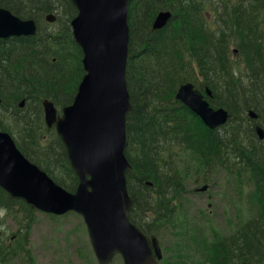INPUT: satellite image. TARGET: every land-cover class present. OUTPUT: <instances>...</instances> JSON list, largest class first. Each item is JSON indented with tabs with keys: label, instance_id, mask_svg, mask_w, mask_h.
<instances>
[{
	"label": "trees",
	"instance_id": "obj_1",
	"mask_svg": "<svg viewBox=\"0 0 264 264\" xmlns=\"http://www.w3.org/2000/svg\"><path fill=\"white\" fill-rule=\"evenodd\" d=\"M0 8L35 20L39 27L35 37L0 40V131L11 134L22 153L59 185L75 192L78 177L55 130L45 128L42 102L48 98L60 109L72 104L85 75L71 26L78 12L70 0H0ZM161 11H171L173 17L165 28L153 31ZM50 13L57 15L53 32L44 30ZM128 23L126 79L133 110L126 150L132 169L126 176L135 205L131 222L149 235L152 231L142 225L148 213L158 217L147 216L153 233L174 219L184 187L179 168L168 158L176 148L199 155L208 169L249 174L264 204V179L259 177L264 154L253 125L242 129L248 110L264 115V0H130ZM232 45L246 63L239 76ZM185 83L211 90L210 104L229 110V124L212 131L177 101ZM48 131L55 134L50 143L45 139ZM19 205L35 213L0 187V211L12 212ZM260 220L257 216L246 224L245 239L239 229L212 246L210 264H264ZM18 248L0 235V264H8Z\"/></svg>",
	"mask_w": 264,
	"mask_h": 264
},
{
	"label": "water",
	"instance_id": "obj_2",
	"mask_svg": "<svg viewBox=\"0 0 264 264\" xmlns=\"http://www.w3.org/2000/svg\"><path fill=\"white\" fill-rule=\"evenodd\" d=\"M129 2L71 0L78 11L71 24L73 36L82 50L86 74L73 103L60 112L51 100L43 101L45 122L56 128L79 178L77 190L72 193L56 183L23 155L11 135L0 132V187L10 199L22 200L33 210L81 215L99 264H110L116 254L125 264H159L163 259L158 239L152 237L150 242L130 221L134 204L127 189L131 165L125 155L127 117L132 111L126 81ZM56 19L47 16L49 22ZM171 19L170 11H162L153 28L163 29ZM36 34L34 20H22L0 8V39ZM206 95L211 96V91ZM206 95L187 83L180 86L176 99L214 130L227 124L231 115L211 107ZM24 105L22 101L20 107ZM249 114L257 116L254 111ZM258 133L264 139V130L258 128Z\"/></svg>",
	"mask_w": 264,
	"mask_h": 264
},
{
	"label": "rangeland",
	"instance_id": "obj_3",
	"mask_svg": "<svg viewBox=\"0 0 264 264\" xmlns=\"http://www.w3.org/2000/svg\"><path fill=\"white\" fill-rule=\"evenodd\" d=\"M209 19L214 22L213 17ZM258 21L261 22V17ZM44 22V30L55 31L51 25L57 21L53 24L45 18ZM235 49L232 45L231 52ZM231 55L239 76L246 63L239 52ZM42 117L47 128L43 105ZM45 139L50 143L55 139L54 132L48 131ZM168 158L179 168L184 185L183 195L175 202L178 209L172 222L159 223L155 233L147 216L157 220V215L148 213L142 225L159 240L163 251L161 264H210L211 247L263 211L257 186L249 174L208 169L201 157L190 150L176 148ZM204 187H207L205 191L200 190ZM14 209L0 211V235L19 247L8 264H99L81 215L29 213L20 205ZM111 264L125 263L122 256L117 255Z\"/></svg>",
	"mask_w": 264,
	"mask_h": 264
},
{
	"label": "flooded vegetation",
	"instance_id": "obj_4",
	"mask_svg": "<svg viewBox=\"0 0 264 264\" xmlns=\"http://www.w3.org/2000/svg\"><path fill=\"white\" fill-rule=\"evenodd\" d=\"M257 114H258V116L256 118H250L249 117V118L244 119L245 125L243 126V129L245 130V128H247L248 124L252 123L254 125V127H252V132L255 134L254 136L256 137L258 143L261 145L260 149L262 150V152L264 154V140H261L257 134V127L258 126H260L264 130V115L261 116L258 112H257ZM259 177L261 179H264V172L259 173ZM261 208L264 212V204L261 206ZM260 217H261V220L259 221V223L264 225V213H261ZM246 224H247V222L245 223V225L240 226L241 239H245V237H246V235H245ZM235 233H237V230L235 231ZM234 234H232V235H234Z\"/></svg>",
	"mask_w": 264,
	"mask_h": 264
},
{
	"label": "bare ground",
	"instance_id": "obj_5",
	"mask_svg": "<svg viewBox=\"0 0 264 264\" xmlns=\"http://www.w3.org/2000/svg\"><path fill=\"white\" fill-rule=\"evenodd\" d=\"M155 18H156V16H155ZM154 21H155V19H154ZM154 21H153V24H152V30H153V31H159V30H161V29H156V30H155V29L153 28V26H154Z\"/></svg>",
	"mask_w": 264,
	"mask_h": 264
}]
</instances>
